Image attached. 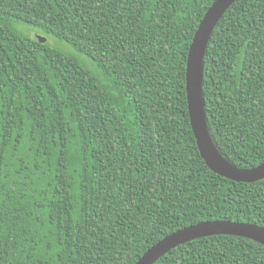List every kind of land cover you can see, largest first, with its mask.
<instances>
[{
    "label": "trees",
    "instance_id": "16d2710c",
    "mask_svg": "<svg viewBox=\"0 0 264 264\" xmlns=\"http://www.w3.org/2000/svg\"><path fill=\"white\" fill-rule=\"evenodd\" d=\"M213 1L0 0V264H134L198 222L264 228V179L210 170L189 121L186 58ZM203 95L222 156L263 162L264 0L217 22ZM153 264H264V246L210 235Z\"/></svg>",
    "mask_w": 264,
    "mask_h": 264
},
{
    "label": "water",
    "instance_id": "95a60500",
    "mask_svg": "<svg viewBox=\"0 0 264 264\" xmlns=\"http://www.w3.org/2000/svg\"><path fill=\"white\" fill-rule=\"evenodd\" d=\"M235 1L214 0L194 32L185 69L187 111L199 154L208 168L234 181L255 182L264 179V161L251 168H240L222 156L214 145L208 129L203 95V62L209 38L219 19ZM33 37L38 41L46 40L38 34H33ZM217 234L245 237L264 246V228L257 224L211 220L198 222L163 237L149 247L134 264H153L159 257L180 244Z\"/></svg>",
    "mask_w": 264,
    "mask_h": 264
},
{
    "label": "rangeland",
    "instance_id": "374dc122",
    "mask_svg": "<svg viewBox=\"0 0 264 264\" xmlns=\"http://www.w3.org/2000/svg\"><path fill=\"white\" fill-rule=\"evenodd\" d=\"M21 28H23V26L24 27H26L25 25H23V24H20V23H16L15 24V27H16V29H20V27ZM32 28V27H31ZM35 31L37 30V29H35V28H33ZM31 34H39V33H37V32H34V31H29ZM40 35V34H39ZM45 37V36H44ZM50 38H52V37H50ZM46 39V38H45ZM52 40H54V38H52ZM55 41V40H54ZM58 42V41H57Z\"/></svg>",
    "mask_w": 264,
    "mask_h": 264
}]
</instances>
